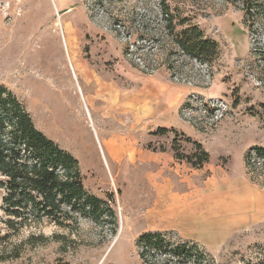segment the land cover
Returning <instances> with one entry per match:
<instances>
[{"label": "rangeland", "instance_id": "1", "mask_svg": "<svg viewBox=\"0 0 264 264\" xmlns=\"http://www.w3.org/2000/svg\"><path fill=\"white\" fill-rule=\"evenodd\" d=\"M166 2L179 19L189 18L219 43L212 64L183 54L168 32L160 0H0V83L24 103L37 128L79 160L90 192L103 199L114 195L109 205L115 213L101 222L80 216L78 225L67 229L49 221L26 227L0 244V264H144L137 239L145 227L134 202L142 186L132 176L142 169L128 158L119 164L111 156L106 140L122 130L115 120L120 111L107 115L105 101L96 97L98 83L87 81L80 59L93 68L126 69L164 83L167 96H179L178 111L167 114L166 122L178 117L180 129L201 135L212 157L202 178L214 175L220 165L230 173L233 166L239 170L244 165L238 178L264 190L250 178L244 156L247 145L264 147V24L244 21L242 0ZM99 68V77L111 79L110 72L99 73ZM157 89L162 99L164 92ZM235 99L240 100L237 107ZM212 102L226 109L211 115ZM217 134L227 143L214 146ZM149 141L153 149L168 138L150 133ZM228 143L231 150H219ZM2 194L0 190V205ZM32 234L49 240L32 244L27 240ZM177 234L169 238L174 244L184 241L180 236L185 233ZM187 235L199 241L188 243L203 264H264V220L230 229L225 238L202 231ZM152 254L157 264H194L193 256Z\"/></svg>", "mask_w": 264, "mask_h": 264}, {"label": "trees", "instance_id": "2", "mask_svg": "<svg viewBox=\"0 0 264 264\" xmlns=\"http://www.w3.org/2000/svg\"><path fill=\"white\" fill-rule=\"evenodd\" d=\"M160 4L168 32L183 54L202 65L212 64L219 56V43L205 36L203 29L191 24L189 18L179 19L166 0H160ZM242 8L246 23L264 24V0H242ZM261 58L264 61V53ZM239 104L240 100L235 99L233 106ZM168 133L174 135L171 147L178 160L194 168H202L209 161L210 154L203 144L185 133L173 127H159L154 131V134ZM186 144L191 145V150L186 149ZM148 147H153L152 143ZM153 149L164 150L165 147ZM245 154L250 178L264 187V147L251 146ZM0 190L3 191L0 244L16 237L24 228L44 221L67 229L78 225L80 216L96 222H101L108 213L115 218L109 205L114 195L103 199L86 188L79 160L37 128L24 103L3 83H0ZM169 238L173 237L164 232H143L137 239L142 262L157 264L151 258L154 257L152 252H160L166 259L193 256L188 242H196L184 240L181 243L180 240L179 244H174ZM27 240L32 244H46L49 237L32 234ZM193 260L194 264H203L200 257L193 256Z\"/></svg>", "mask_w": 264, "mask_h": 264}, {"label": "crops", "instance_id": "3", "mask_svg": "<svg viewBox=\"0 0 264 264\" xmlns=\"http://www.w3.org/2000/svg\"><path fill=\"white\" fill-rule=\"evenodd\" d=\"M80 61L82 62L79 63L80 69L87 81L92 82L96 79L99 86L96 97L100 101H105L107 115H110L113 109L120 111L115 120L122 130L113 133L106 140L111 156L119 164L128 158L134 168L142 169L133 171L132 176L138 177L136 181L142 186L138 201L134 202L141 209L144 232H164L171 236L177 232H184L180 239L197 243L198 240L187 234L202 231L213 235V238H225L222 236L230 229L264 220L260 210V205L262 201L264 202V190L258 189L255 185L248 186L245 180L238 178L244 172L242 169L244 165L239 170L232 165L234 169L232 168L231 173L225 166L220 165L215 170V176L204 180L203 169L212 162L211 155L204 167L194 168L186 161H180L175 157L171 147L173 133L154 134L159 127H173L202 144L204 141L201 135L180 129L177 124L180 122L178 117L172 124L166 122L167 114L170 116L171 112L177 113L179 106L175 105V100L178 101L179 96L170 94L167 96V92L163 91L164 83L150 82L148 78L134 75L126 69L93 68L87 62L81 59ZM96 68H99V73L106 71L113 76L105 80L98 76ZM86 72L90 74L86 75ZM116 72H123L124 77H118ZM157 87L164 92L162 99ZM166 96L168 104L165 103ZM110 106L113 108L110 109ZM150 133L159 137V140L163 137L168 138V143H162L164 150L148 147ZM218 142L225 141L217 134L214 146L217 147ZM187 145L186 149L191 150V145ZM233 146L236 144L233 143ZM247 146L244 156L252 144ZM226 149L231 150L230 143L228 148L219 150ZM244 156L243 158L241 156L242 161Z\"/></svg>", "mask_w": 264, "mask_h": 264}, {"label": "built area", "instance_id": "4", "mask_svg": "<svg viewBox=\"0 0 264 264\" xmlns=\"http://www.w3.org/2000/svg\"><path fill=\"white\" fill-rule=\"evenodd\" d=\"M213 108L209 107L208 109L210 110V112H212L211 115H214V113H219L221 111H224L226 109V106L222 103L221 106L220 105H215L213 102H212V105H211ZM217 106V108H216ZM207 108V107H206Z\"/></svg>", "mask_w": 264, "mask_h": 264}, {"label": "bare ground", "instance_id": "5", "mask_svg": "<svg viewBox=\"0 0 264 264\" xmlns=\"http://www.w3.org/2000/svg\"><path fill=\"white\" fill-rule=\"evenodd\" d=\"M260 210H261V214L264 215V202L262 201L261 205H260Z\"/></svg>", "mask_w": 264, "mask_h": 264}]
</instances>
